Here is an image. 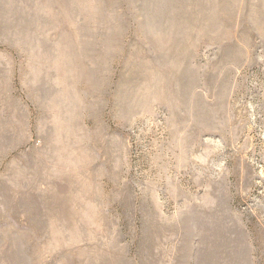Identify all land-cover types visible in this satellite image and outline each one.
Instances as JSON below:
<instances>
[{
    "label": "rangeland",
    "instance_id": "1",
    "mask_svg": "<svg viewBox=\"0 0 264 264\" xmlns=\"http://www.w3.org/2000/svg\"><path fill=\"white\" fill-rule=\"evenodd\" d=\"M0 264H264V0H0Z\"/></svg>",
    "mask_w": 264,
    "mask_h": 264
}]
</instances>
